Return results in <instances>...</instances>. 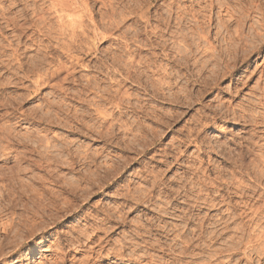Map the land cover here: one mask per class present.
I'll return each mask as SVG.
<instances>
[{
	"label": "bare ground",
	"instance_id": "1",
	"mask_svg": "<svg viewBox=\"0 0 264 264\" xmlns=\"http://www.w3.org/2000/svg\"><path fill=\"white\" fill-rule=\"evenodd\" d=\"M236 3L237 0H14V2L8 1V4L5 5L0 4V51H11L10 56L9 54H4L6 57L9 56L8 58H12L11 62L10 60L8 61L9 65H11L13 61L15 62L16 66L11 70L13 71L16 67L19 72H22L24 78L29 79V86L33 90H40V88L43 89L46 87H54L53 89H55L57 86V88H59V84L57 85V83H60L62 79L63 83L69 81V78H71L70 82L75 78V80H73L74 84L78 81L80 82L85 76L81 77L77 67L88 69L92 66L97 69L102 68L103 71L104 69H107L105 72L109 76L111 74L116 77V74H118L117 77L119 78L111 77L110 83L108 82L109 84L103 83L101 79L100 82V80L96 79L94 75L92 77L87 76L88 78L84 79V83L80 82L82 83L80 84L81 86H79L81 89L79 88V91L75 90L76 98L80 101L79 103L82 105L83 103H86L87 105H85L87 108L84 110L85 105L84 107H79L80 109L83 108L84 111H81V114L76 113L80 111L79 109L78 111L75 109V122L74 120H70L71 123L74 122L79 124L83 127V132L85 131L84 129H86V132H91L94 136L101 138L105 144L113 142V144H122L127 148L141 146L142 148L140 151L143 154L147 152L148 146L153 144V141L151 143L148 140V142L145 141L146 139L144 137L147 135L146 132L144 134L145 136L142 132H139V135L134 134L136 126L138 127L137 121V123L135 122L136 125L127 120L129 113L137 114L147 112L144 111L145 104L141 103L142 101L140 102V97L139 99L138 96L137 98H132L134 97L133 94L131 97V93L127 92V86L125 87L127 81L133 80L139 85L141 84L140 82L144 81H141L142 76L146 77L145 79L148 81L149 76L152 75L146 74V72L144 73V70L146 69L141 71L144 67L142 64L146 65V61L145 63H142V54L139 51H173L172 55L169 54V57H167L168 53L164 52L166 55L163 53L164 59L168 62L167 64L160 65L159 63H155L156 60L154 62L149 60L150 58L147 55V58L143 57L145 60L153 62V64H150L149 69V63H147V67L145 66L151 71L147 72H154V74L157 75H155L156 77L154 76V79L149 82V85L152 88L149 93H151L153 97L155 96V98L165 100L162 102L166 103V100H169L170 104H173L172 106L177 108L182 107L183 105L190 106L194 101L200 102L203 96H207L216 90H221L219 84L226 79H229L230 84L232 85L237 84V82L245 83V81H248L254 75L258 76L257 79H255V85L251 87V96L245 102L241 101L242 103L235 104L234 107L231 106L232 104L228 106V104L223 101L221 103L219 102V105L217 103V106H209L207 101L206 103L208 105L200 103L202 109L206 108L209 112L212 111L216 113L217 111L224 115L231 114L234 120L242 125L249 126V129L247 130V133H249V137H247L248 143L246 142L248 144H246L247 147L244 148L245 145L243 146V143L241 145V142H238L239 148H237V154L235 153L236 159L234 161L236 162L235 164H237V176H234V179H232L235 184L232 188L234 187L236 190L233 189V191H235H231L232 193H226L225 191L224 194L219 193L218 195H215V193H212L215 190H213V187H215L214 185L217 183L214 179L215 182H208V186L206 187V189L208 188L210 191L213 190L212 192L207 191L209 193L204 196L197 193V195L195 194V196H192L193 198L189 197V194L184 195L187 202L188 198H190V204H188L189 207H198L201 204L204 205L202 206L204 209L216 210L217 213L215 212L211 214L210 212H203V214H194L195 212H191L187 207V210H184L187 211L186 213L181 216L178 215V218H180L178 221L184 223V225L181 224L182 227L184 226L183 229L179 226L180 223L178 225L173 223L169 225L171 222H168L169 224H167L163 220L164 218L159 217L161 219V224H157L158 226L156 227L153 226L154 224H151L149 220V224L145 222L140 224L139 220L134 221V223L136 222V225H132V229V226L129 224L131 227L130 229L132 230L130 231V235L127 234L129 235L127 236L124 233V228L127 227V221L124 215L126 205L124 203H117L111 207L107 206V204L105 206L98 202L95 207V210L97 211H93L92 209V214H87L88 211H84L83 215L79 217L80 221H84L83 227L79 226V228L77 223L75 225L77 229L70 231V236H67L68 232L64 231V234L65 232L67 233L65 237L64 235L59 234L58 238L54 239L56 240V243L54 242L53 244L46 245L45 242H47L52 236L50 229L57 226L61 222L62 217L79 215L85 206V201L91 194L95 193L92 191L94 187L100 188L104 183H106L107 187H112L117 183V180L121 181L124 178V175L120 172V168L117 166L118 164L116 165L117 162L109 163L106 161L107 159L103 160L101 154H99L101 160H97L99 155L93 154V150L89 151V147H87L88 151H83L81 154H79L80 152H75L78 150H74L73 153L75 155L78 153L76 156H80V161H76V157L74 158V156L73 159L75 160V163H73V161L70 162L72 159L70 161L66 160L71 168L70 170H74L72 165L75 164L74 171L79 174L77 180H75V185L69 187L66 186L62 189V191H64L62 194L66 193L68 198L65 196H61V198L56 197L52 191L42 187L43 190L40 193L37 192L38 197H35L36 195L33 196L32 194V196L35 197V200L32 198V202H40L38 206L40 208L37 209L33 205L36 209L33 210L31 216H25L19 221H0V262H3V264H21V260L27 261L29 259L33 262V258H35L33 255H35L37 249H40L41 251H50L48 254L50 258L45 261L46 264H68V262L70 264H100V262L107 257H116L121 264H227L229 261L228 256L233 260L235 259V261H233L235 264H242V259L245 260V263L243 264H252L254 255L256 257L255 261L258 260V263L260 261V264H264V259L261 258V253L264 252V247H262L264 246V203L261 202L264 201V53H262V48H264V29L260 26H256L255 28L249 27L245 22L243 11L234 7ZM144 4H147L148 7H142ZM37 5H39V7H37ZM238 12H240L239 16H237ZM6 32L10 33L7 34ZM24 37L29 39L31 44L36 43L37 46H41L43 52L47 51L48 53V51H51L49 53L51 54L52 51H58L59 54H55L57 56L54 55L58 59L63 57L61 55L66 54L64 58H69H67L69 64L67 63L68 65H66L60 61L61 59H56L57 62H54L53 60V64H55L54 66L52 65L53 67L45 68L47 64L45 61H47L49 56H47V53L45 54L47 57H45V55L43 56L41 50L37 51L39 53L41 52L39 55H42V58H37L35 56L37 60H34L33 58L30 61L23 60L26 56L22 54V51H25L27 46L21 50V45L15 41L18 40V42H23L22 39ZM9 38L16 39L15 41L13 40L16 44ZM106 41H110V43L111 41H116L113 45L114 47H111L110 50L109 47L112 46L111 44H109L108 48L105 47L109 51L114 52L112 54L110 53V56L105 59L94 55L97 61L89 59L85 62L90 54L100 51L99 44ZM23 43V45H25V42ZM27 50L26 53L28 52ZM115 51H119V53ZM1 54L2 53L0 52V55ZM22 55L25 57L22 58ZM26 55L28 58V53ZM54 56H51L50 58L53 59ZM153 57L154 58H151L156 59L157 55L156 57L153 55ZM251 57H254L252 61H250ZM96 62L99 63L97 64ZM252 63H254L255 66L252 70H249ZM0 64L3 65L2 61H0ZM139 64L143 66L140 67V71L138 70L139 68L136 67ZM5 65L7 66V63ZM48 66L49 64H47L46 67ZM8 67L7 69H9ZM63 71H65V76L63 75V78L60 76L61 80H58L60 78L57 79L58 81L55 80ZM94 72L97 73V71ZM106 73L105 75H107ZM15 74L17 75V73ZM16 75L14 76L15 78L17 77ZM52 79L55 80L53 81L54 83L57 81L55 85L50 84ZM6 82H8V80H6ZM20 83L22 84V82ZM63 83L60 84L63 85ZM102 83L106 86H101ZM146 83L147 82L144 84ZM14 84L17 85L19 83ZM147 85L148 84H146V86ZM22 86L24 87L26 85L24 84ZM29 86L27 84L26 87ZM62 88L64 90L67 89L68 91V87ZM145 88L143 87V90ZM53 89L51 90L53 91ZM64 92L65 93L63 94H70L69 92H67L69 94H67L66 91ZM88 92L91 94L94 93V97L88 98L89 95L88 97L86 95ZM57 97L58 99L56 100L59 101L60 97ZM50 98L45 100L49 101ZM53 99L51 100L52 103H49V101L47 106L44 105V108L48 111L49 109L47 107H56V109L62 108L59 104L61 101L58 102L55 100L58 104L54 105L55 101ZM62 99L64 100L65 98ZM133 99H135V101H133ZM100 104L104 107H100ZM90 106L93 108L91 111H94L97 116H94L95 119L98 120L96 122L90 111ZM56 111V113L53 111L55 114L51 112L54 114V119L50 120H58L63 116V114H61L58 118L59 111ZM70 111L71 110H69V112L66 111L69 113V116ZM200 111L201 110L199 109V112ZM43 112H45V110ZM43 112H41V114L44 115ZM71 113L73 115L74 111ZM45 114L48 118V113ZM180 114L181 113L175 110V113H172V118H175ZM72 115L70 117H73ZM66 116H68V114H66ZM50 117L52 118L51 115ZM70 117L69 119H73ZM207 117L208 116L201 111V115L198 116L199 119L197 120L198 128H195V133L191 134L194 135L193 142L206 141V139L203 138L202 133L205 126L209 125L208 121H206ZM63 119L66 123V119ZM202 119H205V121L203 122ZM160 121L161 125L165 124V121ZM139 125L141 127V124ZM138 128L137 130H139ZM76 129L80 131L79 127H76ZM86 132L84 133L87 134ZM127 132H132L130 134H132V137L135 139L137 136H141L140 134L144 137H138L136 139L137 142L134 141L135 144L127 142L129 139L126 141V138H118V141H114L115 134L123 133V135H119L120 137H125ZM153 133L152 135L156 136V134ZM187 140L188 143L192 141L190 138ZM131 142H133L132 139ZM213 144L214 143L212 142L210 146H216ZM64 148L66 149L67 146H64ZM85 148L83 149L85 150ZM58 151L62 152L60 149ZM97 151L99 150H96L95 152L97 153ZM101 152L102 151H100V153ZM246 159L248 162L245 161ZM79 162H81L79 165L83 164L82 167L80 166L81 169L76 168V166L79 167L77 165ZM45 166H49V169L46 170L48 176V173L53 169H50V165L48 164ZM17 170L21 171L22 169L17 167ZM110 173L115 174L116 178L113 175L115 180L109 179L108 175ZM200 173H202V171ZM247 174L249 175L248 180L250 183H245L241 179ZM45 176L40 179L45 178ZM17 178L20 177L17 176ZM57 178L58 177H52L51 179L55 185L59 183L58 181L60 178ZM201 178L199 179L201 180ZM45 180L43 179V181ZM212 180L213 178L211 181ZM202 181L200 183H207V181ZM158 182L159 180L154 179L151 181V184L149 185L150 187L142 191L137 190V188L131 189V187L123 189L125 186L120 184L116 189L115 192L117 193L115 194L118 195L119 200H124V202L133 199L134 204L136 205H138V202H152L155 198L152 191ZM211 183L213 184V187L210 186ZM196 185L194 186L195 188ZM189 186L191 189V185ZM194 187L192 183V188ZM203 187L204 186L201 188L206 191L205 187ZM33 191L36 190L33 188ZM30 192L33 193L32 191ZM55 192L57 193V191ZM235 198L239 199L238 202L237 199L235 201ZM166 206L161 208H159V206L158 214L160 211L161 214L162 212L167 213L168 209ZM222 207H225L224 210H221ZM179 209L173 208L174 212L175 210L180 211ZM79 220H77V222H80ZM189 224L192 226L189 227ZM115 230H118V232L115 233ZM113 233L117 234V238L112 236ZM168 236L170 237L168 238ZM217 244L220 245L217 246ZM71 251H73V253H71ZM224 255L225 257H228L225 258L228 261L224 260V257H222ZM40 256L45 255L40 252ZM255 261L254 263L256 264ZM114 263L116 264V261Z\"/></svg>",
	"mask_w": 264,
	"mask_h": 264
},
{
	"label": "rangeland",
	"instance_id": "2",
	"mask_svg": "<svg viewBox=\"0 0 264 264\" xmlns=\"http://www.w3.org/2000/svg\"><path fill=\"white\" fill-rule=\"evenodd\" d=\"M8 1L9 2L10 1L14 2V0H0V4L1 5L8 4ZM231 28H233V27H231ZM6 33L9 34L10 32H6ZM0 39H1V36H0ZM9 39H12V41L16 40L14 38H9ZM26 39H27L26 37H24L22 39L23 42H25V45H23L24 44L23 42H18V40L15 41L16 43H19V45H21L20 46L22 48L21 50H23L27 46L25 51H22V54H24L26 56V58H24L25 56H23V55L21 56L22 58H24L23 60H26V61L29 60L30 61V60H32V58L34 60L36 59V57L37 58H42L47 53V51H44L45 53L43 52V48L41 46H39V45L37 46L36 43L34 44L32 42L34 44L33 45V44H31V42H29L30 41L29 39H27V41H26ZM14 41H13V43H15ZM115 42L111 41V43H110V41H108V42L106 41L104 43L99 44L100 51H97L96 53L90 54L91 56L89 55L87 57V59L85 60V62H87V60H89V59H93V61L94 60L97 61L95 59L94 55H96L97 57H102L103 59L109 57L110 53L112 54L114 52V51L112 52V51H109V50L111 49V47H114L113 45L115 44ZM53 43L55 44L54 41H53ZM109 44H111L112 46H110L109 50H108L106 48H108ZM33 49H36V50H33ZM101 49H102V51H101ZM26 50L28 51L27 53H28V56L30 57V59H29V57L27 58ZM37 50H39V51L41 50L43 52L42 53L43 56L39 55L41 52L39 53ZM0 52L2 53L0 55V61H2V64H3V65L0 64V83H1V85H0L1 86L0 87V114H2V115H0V129L2 130V131L0 130L1 131L0 132L1 133L0 134V212H1L0 213V221L1 222L19 221L21 218L23 219V217H25V216L26 217L27 216H31L32 213H33V210H35L36 208L37 209L40 208V207H38L40 202L34 203V202H32V198H34L33 200H35V197H38L37 192L40 193L43 190V188L47 189L49 191H52L56 195V197H59V198H61V196L62 197H64V196L67 197L66 193L62 194V192H64V191H62V189L65 188L66 186L69 187L71 185H75V180H77L78 175H79L78 173H75V171H74L75 170V164L72 165L74 167V170L72 171V170H70L71 168L68 165L67 161H70L71 159L72 160L70 162L73 161V163H75L74 162L75 160L76 161H78V160L80 161V159H79L80 156L78 155L79 156L78 157L76 155L79 152H80L79 154H81L83 151H88L87 147H89V151L93 150L92 151L93 154H96V155L97 154L98 155L101 154V156H103L102 157L103 160L107 159L106 161H108L109 163L110 162H112V163L113 162L114 163L117 162L116 165L118 164L117 166H118V168H120V170H121L120 172L124 175L123 176L124 177L123 178L124 182L121 183V185H124L126 188L123 187V189H128V188L131 187V189H133V188L136 189L137 188V190L142 191V190L148 189L150 187L149 185L151 184V181H153L154 179L159 180L158 184L155 185V187H154V189L152 191L153 195L155 196V198L152 200V202L151 201L148 202V203L147 202L146 203L145 202L144 203L143 202L142 203L138 202L137 203L138 205L134 204V200L133 199H130L128 202H126V201L124 202L125 205L127 203H129V202H131L133 204V207L128 208L127 211L124 210L125 211L124 215H125V218H126V221H127V227L124 228L125 235H127V234L130 235V231L133 229V226L136 225V222L134 223V221H138V220H139L140 224L142 222L143 223L145 222V223L149 224L148 222L150 221V223L154 224L153 226L156 227L159 224H161V219L160 218H164L163 220L167 224H169L171 222L169 225H171L172 223L178 225L180 223L179 226L182 227L181 224L184 225V223L182 221H178V219L180 220V218H178V215L181 216L184 213H186L187 211H184V210L185 209L187 210V207H188V209L191 210V212H195L194 214H198V213L199 214H203V212H205V213L206 212L207 213L210 212L211 214L215 213V212L217 213L216 210L204 209L202 207L204 205H201V204L198 207L197 206L189 207L188 204H190L189 203L190 202V198H188V202H187V200H185L186 197L184 195H188L189 194V197H192V196H195V194L197 195V193H198V194L204 196L205 194H208L209 192H212L214 189L216 191L214 190L215 192L213 191L212 193H215V195H218L219 193L220 194L221 193L224 194L225 191H226V193L227 192L228 193L229 192L232 193V192H234L236 190L234 187L232 188V186H235L234 180H232V179H234V176H237V171H236L237 170V166H236L237 164H235L236 162L234 161L236 159L235 153L237 154V150H238L237 148H239L238 146H239L240 142H241V145H242V143H243V146L245 145L244 148L247 147V145H248L247 144L248 143L247 142V137H249V133H247L248 132L247 130L249 129V126H246L244 124L242 125L241 123H239L236 120H234L232 118L233 116H231V114H229L230 117L233 119V120L231 119V123L233 124V127L225 129V127L222 124L221 125H217V127L219 128L220 132H225V131L231 132V135L228 136L227 138H222L220 135H217V134H212V135L205 134V130L208 127H210V125L205 126V128L203 129L202 136H203L204 139H206L205 142H200V141L199 142H195L194 141L195 142L194 143L193 142L194 135H191V134L192 133L194 134L195 133V128H198L197 127L198 126L197 125V120L199 119L198 116L201 115V111H203L204 114L206 116H208L206 121H210V120H213V119L215 120L216 119V117L214 115L215 112H212V111L209 112L208 110H206V108L202 109L200 103L201 104L204 103L205 105L209 104V106L210 105L211 106H213V105L217 106V103L219 105V102L221 103L223 101V102L227 103L228 106L230 104H232L231 106L234 107L235 104L245 102L251 96V94H250L251 87H253V85H255V79H257V77H258L257 75H254L251 79H249L248 81H245V83L244 82L243 83L242 82H237V84H232V85L230 84L229 79H226V80L220 82V84H219V87L221 86V90H216V91L212 92L211 94H209L207 96H203L201 98L200 102L199 101H194V102H192V104L190 106L183 105L182 107L177 108V107L172 106L173 104H170L169 100H166V103L162 102V101H165V100H161L159 98H155V96L153 97V95L151 93H149L152 90L151 86L149 85V82H151V80L154 79L153 77L156 75V74H154V72L153 73H148V72H151L150 70H148L149 67H150V64H153V62L155 60H156L155 63H159L160 65L167 64L168 62H166L167 60L164 59V54L166 55V53H168L167 57H169L170 56L169 54L172 55L173 51H169V52L168 51H162L161 52L159 50H156V51H139L142 54L141 55L142 63L143 62L145 63V61H146V65L142 64V65H144V67H143L142 65L139 64L140 66L138 65L136 67L139 68L138 69L139 71L141 70L140 67H143V69L141 71L146 69V70H144V73L146 72V74H149V75H151V74L153 75L154 74V75L153 76L151 75L152 78H151V76H149V80L148 81L145 79L146 77L142 76L141 77V81H143V80L144 81L140 82L141 84H139V85H137V82H135L133 80L132 81H127L125 83V87L127 86L126 87L127 92L131 93V97H132V94H133L134 97H132V98H137V96H138V99H139V97H140V99H139L140 102L142 101L141 103L145 104L144 105L145 109L144 108L143 109H144V111H147L145 113H137V114L129 113L128 117H127L128 122H131L132 124H136L138 122V127H140L139 124H141V127H140L141 129L136 126L137 124L134 125V126H136V129H135L136 131L134 130V134L139 135L138 133L142 132V134L144 135L145 132H146V134H147L146 136L147 137L145 135H144L145 136L144 137L142 134H140V135L143 136L146 139V140L144 139L145 141L148 140L150 143L153 141V144L148 146L147 152L145 154H143L140 151V149L142 148L141 146L136 147V148L135 147L127 148L126 146H124L122 144L117 145V143H115V142H114L115 144H113V142L110 143V144H108V143L105 144L104 141L101 138H98V137L94 136L93 134H91V132H86V129H84L85 130L84 132L87 133V134H85L83 132V127L80 126L77 123H74L75 122V118L74 117H75L76 110L78 111V109H79L80 111L76 112V113L81 114V111L82 112H84V111H83V108L80 109L79 107H82V106L84 107V105L86 104V103L85 104L83 103V105H82L81 103H79L80 101L78 100V98H76L75 90L79 91V88H80L79 86H81L80 84L85 82L84 79H86L88 77H92L93 75L95 76L96 79H98V80L101 79L103 83L109 84L110 81H111V77H115V76H113L111 74L109 76L105 72V71H107V69L106 70L104 69V71H103L102 68L101 69L98 68L100 70L99 71L96 67H92V66H91V68H88L89 70L87 68H83V67L82 68H80V67L78 68L77 67V70H79V74H81V77L85 76L84 79L81 78L83 80H80V82H82V83H80L78 81V82H76L77 84L76 83L74 84L73 80H75V78L72 79L73 83L70 82L71 78H69V81H66V82L63 83V79L61 80V78H63L65 76L64 75L65 71H63L55 79V80H57L61 76V78L58 79V80H61L62 82L60 81V83L61 84L63 83V85H61L59 82L57 83L58 80L55 82V83H57V85L59 84V88H60V85H61L60 89L57 88L58 86L56 85L57 87H55V89H53L54 87H46V88H43V89L40 88V90H33L29 86L30 85L29 84L30 83L29 79L24 78L22 72H19L16 67H15V69L13 71L11 70L12 68H14V66H16L14 61L12 62V64H14V65H12L11 63H10L11 65L8 64L9 60H10V62L12 61L11 60L12 58H8L10 56V52L11 51L10 50H8V51L6 50V52L5 51L4 52L0 51ZM50 52L51 51H48L47 56H49L48 59L51 61V63L47 59V61H45V62L47 64H49V66L46 67L47 64L45 62H43V63L46 64L45 68L53 67L55 65L53 63L55 61L57 62V60H59V59H61L60 61H62L64 64H66V65L69 64L68 63V61H69L68 59L69 58L68 57L64 58V56L66 54L65 55H61L63 57L58 59L57 57H55V56H57L59 54L58 51H52V53L49 54ZM115 52L119 53V51H115ZM164 52H166V53H164ZM5 53H6V55L9 54V56L6 57V55H4ZM31 54H32V56H31ZM34 54H38V55H34ZM55 54H57V55H55ZM151 54H153L155 57L157 55V58L156 59H152L154 57ZM158 54H159V56H158ZM146 55L150 58L149 60H151L153 62H151L149 60H145L144 57L147 58ZM39 56H41V57H39ZM47 56L45 55V57H47ZM51 56H54L53 59L50 58ZM1 58H2V60H1ZM253 58L251 57L250 61H252ZM38 60H40V59H38ZM53 60H54V62H53ZM6 63H7V66L5 65ZM147 63H149V66H148ZM45 64H43V65H45ZM145 66L146 67L148 66V69ZM254 66H255L254 63H252L249 70H252V68H254ZM7 67L9 69H7ZM95 68H96V70H95ZM94 71H97V73L94 72ZM101 71H103V72H101ZM15 73H17V75ZM105 73L107 75H105ZM15 75L17 76L16 78L14 77ZM89 75H91V76H89ZM117 76H118V74H116V77ZM117 78H119V77H117ZM5 79L8 80V82H6ZM55 80L52 79L50 81V84L51 85H53V84L55 85V83L53 82ZM101 80H100V82H101ZM20 82H22V84ZM23 82H24V84L26 86L28 84L29 87H26V86L23 87L22 86V85H24ZM145 82H147L146 84H148L151 89L149 88L148 85L146 86V84H144ZM14 83H16V84L19 83V84L15 85ZM103 83H102L101 86L105 85ZM140 85L141 86L143 85V86L141 87ZM3 86H4V88H3ZM62 87H64V88L68 87V91H67V89L64 90ZM143 87L144 88L146 87L147 89L145 88L143 90ZM235 87H236V89H235ZM1 88H3V89H1ZM50 88L53 89V91ZM56 88H57V90H56ZM75 88H77V89H75ZM63 90L66 91V93L69 92L70 94L69 93H67L69 95L63 94V93H65ZM50 91L53 92V93H51ZM54 91H55V94H54ZM58 91H59V93H58ZM78 91H77V94H78ZM48 93H51V94H48ZM136 93H138V94H136ZM20 95L22 96V98H21ZM64 95H65V97H64ZM86 95H87V97L89 95L88 98L94 97V93L91 94V93L88 92ZM149 95L150 96L152 95V96L150 97ZM57 96H59V97L61 96L62 98H65L64 100L61 97L59 98V101H61L62 104L64 103L63 105L61 104V102L56 100V99H58ZM47 98H50L49 99L50 102L46 101V100H48ZM52 99L54 101L55 100L58 101L62 108L61 109H56V107L55 108L54 107L53 108L47 107L49 109V111L51 109L50 112L47 109H45L44 107L47 106L48 102L52 103V101H51ZM56 101H55L54 105L58 104V102H56ZM133 101H135V99H133ZM206 101H207L208 104L206 103ZM5 103L8 104V105H6ZM65 104H67V105H65ZM101 104H104V103H101ZM101 104H100V107H104ZM86 105L84 107L85 108L84 110H86V108H87ZM66 108H67V110H66ZM72 108H73V110H72ZM91 108H90V111L93 110V108L92 109ZM198 108L201 110L200 112H199ZM54 109L59 111L58 118L61 116V114H63V116H61L62 119H61V117L58 120L55 119L58 122H56L55 120H50V119H54L53 115L57 112ZM62 109L63 110L65 109L67 112H69V110H71L70 111V116L72 115L71 112L74 111V113L72 115L73 117H70L69 113H67L65 110H64L65 111L64 112ZM44 110H45V112H43ZM175 110L177 112L181 113V114L177 115L175 118H172V113H175ZM41 112H43L44 115L41 114ZM51 112H53L54 114L51 113ZM93 112L94 111H91V113L93 114V117L94 116L97 117L95 112L94 113ZM45 113H48L47 116H49V117L51 115L52 118L51 117L47 118ZM216 113H217V111H216ZM4 114H5V116H4ZM6 114H7V116H6ZM66 114H68V116L70 118H73V119H69V117L66 116ZM40 115H42V116H40ZM8 117H13V118H11L9 120ZM95 117H94V119H95ZM63 118L66 119V123H65ZM42 119H44V120H42ZM70 120H72V121L74 120V122L71 123ZM157 120H159V121L162 120V122L165 121V124L162 123L163 125H161V121L159 122ZM49 121H52V122H49ZM96 121H98V120L95 119V122ZM204 121H205V119L203 120V122ZM63 122H64V124H63ZM228 122L229 121H225V123H228ZM236 125H238L239 127H236ZM76 127H79L80 131L82 130L81 133H80V131H78V129H76ZM2 128H5V129H2ZM137 128L139 130H137ZM4 130H6L8 133L6 131H4ZM187 130H188V132H187ZM191 131H194V132H191ZM153 132H155V133H153ZM130 133H132V132H127V134L125 133L126 134V135L124 134L125 137L124 136L120 137V135H123V133H121V134L117 133V134H115L116 136H114L115 137L114 141H118V138H124V139L126 138L125 139L126 141L129 139V141H127V142L135 144V142H137L136 139L138 137L140 138L141 136H137L136 139H135L134 137H132L133 135L130 134ZM152 133L156 134V136L152 135ZM16 134H17V136H16ZM89 134H91V135H89ZM11 135H12V137H11ZM83 135H84V137H83ZM117 135H119V136H117ZM151 135L154 137V139H153V137ZM133 138H134V140H133ZM188 138L192 139V141H190L189 143H188V140H187ZM94 139H96V140H94ZM131 139H132L133 142H131ZM211 141L214 143L213 145H216V146L211 147L210 146L212 144ZM206 142H208V143H206ZM44 144H45V146H44ZM205 144H207V145H205ZM115 145H116V147H115ZM64 146L65 147L67 146L68 149L67 148L65 149ZM130 146H131V144H130ZM199 146H202V147H199ZM208 147H209V149H208ZM83 148H85V150ZM221 148H223V149H221ZM59 149L62 152L58 151ZM81 149H82V151H81ZM66 150H67L68 153L66 152ZM74 150H78V151H75V152H78V153H76V155L73 153ZM96 150H99V151H97V153H96L95 152ZM100 151H102V152L100 153ZM73 156H74V158L75 157L76 158L78 157V158L77 159L75 158V160H74ZM101 156L99 155L97 160H99V159L101 160ZM125 157H126V159H125ZM5 160H10L11 163H4L3 161H5ZM245 161H247V159ZM44 164L45 165L46 164L50 165V169H53V170H51L50 173H48V176H47V171L46 170L49 169L48 168L49 166H45ZM79 164H81V162H79L77 164L79 166V167L76 166L77 169L78 168L81 169V167L83 165V164L82 165H79ZM185 164H187V165H185ZM41 165H43L45 168L43 166H41ZM17 167L19 169H22V170L18 171ZM27 168H29V169H27ZM197 169H198L199 172L197 171ZM193 171H195V172H193ZM201 171H202V173H200ZM58 172H59V174H58ZM136 172H137V174H136ZM45 174H46V176H45ZM205 174H206V176H205ZM36 175H38V176H36ZM110 175H111V178H110ZM113 175L115 176L114 173H110L108 175L110 180H115L116 176L114 178ZM153 175H155V176H153ZM17 176L20 177V178H17ZM33 176H35L36 178L33 177ZM43 176H45V178H43L44 180L46 179L45 181H43V179H40ZM197 176L199 178H201L202 176L203 177L200 180ZM248 176H249L248 174L244 175L243 178H241V179L245 183H248V182L250 183V181L248 180ZM52 177L53 178L58 177L57 179L60 178L59 181L57 180L59 182V183L57 182L59 185L58 184L55 185V183L52 182V180H51ZM108 177H107V179H108ZM139 177H141V178H139ZM212 178H213V180L211 181ZM222 178H224V179H222ZM19 179H21V180H19ZM125 179H128L129 181L125 180ZM202 179H203V181H202ZM214 179H215V181H217L216 184L214 183L215 187H213V184H212L213 182H215ZM36 180H37V182H36ZM201 181L202 182L207 181V183H206L207 185L205 183H203V184L200 183ZM108 182H109V180H108ZM118 182L119 181L117 180V183ZM208 182L209 183L212 182L210 184V186L213 187V190H211V191L208 188H207L208 190L206 189V187L208 186ZM117 183H115V184H117ZM192 183H193V187L196 184L198 185V187L196 185V188L194 187L195 189L192 188ZM217 184L219 185V187H218ZM60 185H63V186H60ZM133 185H135V186H133ZM189 185H191V189H190ZM105 186H106V183L103 184V186H102L103 188L100 187L101 189L97 188V187H94L93 188L94 190L92 189V191L95 192V193L91 194L88 197V199L85 201L86 202L85 206L83 207V209L87 208V211H88V212L86 211L87 214H89V213L92 214L93 213L92 209L93 210L95 209V207H96L98 202L102 203V205L106 206V204H107V206H111V207H113L115 204H117V203H113L112 202L113 200L118 199V195L115 194V193H117V192H115L117 188L112 190V191H109V189H111L112 187H107V186L105 187ZM202 186L205 187L206 191H204V189L201 188ZM33 188L36 191H33ZM193 189H194V191H193ZM201 189H202V191H201ZM233 189H235V190L233 191ZM23 190H25V191H23ZM30 191H32L33 193H31ZM55 191H57V193ZM200 191H201V193H200ZM207 191H209V192H207ZM202 192H203V194H202ZM28 193L31 196H32V194H33V196L34 195H36V196L35 197H33V196L31 197ZM168 194H169V196H168ZM29 196L31 197V200H30ZM28 198H29V201H28ZM105 198H107V199H105ZM192 198H191V200H192ZM236 199H237V202H238L239 199L235 198V201H236ZM172 200H173V202H172ZM122 201H124V200H122ZM166 204H167V206H166ZM22 206H24V207H22ZM165 206L168 209L167 213L166 212L165 213L162 212V214H161V211H160V213L158 214V212H159L158 207L161 208V207H165ZM137 207L140 209V211H135V208H137ZM173 208H175V209L181 208V209H179L180 211H176L175 210V212H174ZM224 208L225 207H222L221 210H224ZM171 212L172 213L174 212V213L172 214ZM137 215H138V217H137ZM71 217H73V215H70L69 217H66V216L62 217L61 218V222L57 226H54V227H52L50 229V231L52 232V236L50 237V239L47 242H45L46 245L53 244L54 242L56 243V240H54V239H57L59 234L64 235V237H65V235L67 234L66 232H68V234H69L70 231H74V229H77V227H75V225L77 223H78V227L79 226L83 227L84 221H80L79 220L80 222L76 221L75 223L74 222L73 223H67V221H69V219ZM156 219H158V220H156ZM95 220H97V219H95ZM62 224L64 225L63 227H61ZM129 224L131 226L133 225L132 229H130L131 227H130ZM188 226L191 227L192 225L189 224ZM183 228H184V226L181 229H183ZM64 231H66L65 234H64ZM116 232H118V230H115V233ZM115 233H113L112 236L113 237L115 236L114 238H117V236H116L117 234H115ZM68 234H67V236H70L71 232H70L69 235ZM129 235H127V236H129ZM169 237L170 236H168V238ZM219 245L220 244H217V246H219ZM23 251H24V249H23ZM40 252H42L45 256H40ZM49 252L50 251H41L40 249L39 250L37 249L35 255H33L35 258H33V262H31V264H42V263L46 264L45 261L49 260V258H50V256H48ZM71 253H73V251H71ZM222 257H224L225 261L229 260L227 264H235L233 262V261H235V259L234 260L231 259L230 256H228L229 258L227 256L225 257V255L222 256ZM254 257H255V255H254ZM111 258L112 257L105 258L102 262H100V264H106V262L109 259H111ZM225 258H228V260L225 259ZM233 258H235V257H233ZM230 259H231V261H230ZM242 260H243V262H241V263L242 264L245 263V260L244 259H242ZM21 261H22L21 264H24L25 260H21ZM113 261L115 262V260H113ZM113 261H112V264L114 263ZM254 261H255V259L252 261V264H255ZM257 261H255L256 264L258 263ZM231 262H233V263H231ZM68 264H70V263L68 262ZM258 264H260V261H259Z\"/></svg>",
	"mask_w": 264,
	"mask_h": 264
},
{
	"label": "snow or ice",
	"instance_id": "3",
	"mask_svg": "<svg viewBox=\"0 0 264 264\" xmlns=\"http://www.w3.org/2000/svg\"><path fill=\"white\" fill-rule=\"evenodd\" d=\"M37 7H39V5H37ZM142 7L147 8L148 5L144 4L142 5ZM234 7L243 11L245 15V22L249 25V27L255 28L256 26H260L262 29H264V0H237V3L234 5ZM239 15H240V12L237 13V16ZM262 53H264V48H262ZM214 115L216 119L214 121L213 120L208 121L210 127H208L205 130V134H209V135L217 134V135H220L222 138H227L228 136L231 135V132H227V131L220 132L217 125L222 124L225 127V129L233 127V124L231 123L230 115H224V114H221L220 112L214 113ZM8 118L11 119L13 117H8ZM225 121H229V122L225 123ZM236 127H239V126L236 125ZM3 162L11 163L10 160H5ZM123 182L124 180H121L117 184H114L112 188L109 189V191H112L118 188L119 185ZM112 202L113 203H124V201L119 200V199L113 200ZM261 202L264 203V201H261ZM130 207H133V204L131 202L126 204V207L124 210L127 211V209ZM84 211H87V208L83 209L79 213V215L71 217L69 221H67V223H73L79 220V217L83 215ZM93 211H97V210L94 209ZM135 211H140V209L137 207L135 208ZM63 226L64 225L62 224L61 227ZM261 258L264 259V252L261 253ZM253 259H256V257H253ZM113 260L116 261V264H121V262L118 259H116V257H112L111 259H109L106 262V264H112ZM0 264H3V262H0ZM24 264H31L30 259L27 261H24Z\"/></svg>",
	"mask_w": 264,
	"mask_h": 264
}]
</instances>
